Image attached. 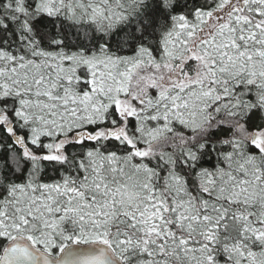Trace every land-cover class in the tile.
<instances>
[{"label": "snow or ice", "instance_id": "snow-or-ice-1", "mask_svg": "<svg viewBox=\"0 0 264 264\" xmlns=\"http://www.w3.org/2000/svg\"><path fill=\"white\" fill-rule=\"evenodd\" d=\"M0 264H264V0H0Z\"/></svg>", "mask_w": 264, "mask_h": 264}]
</instances>
